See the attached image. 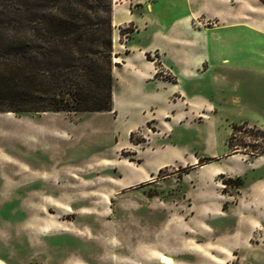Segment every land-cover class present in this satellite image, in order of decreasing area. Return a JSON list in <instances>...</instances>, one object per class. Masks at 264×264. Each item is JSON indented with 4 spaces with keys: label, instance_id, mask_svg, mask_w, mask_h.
I'll use <instances>...</instances> for the list:
<instances>
[{
    "label": "rangeland",
    "instance_id": "rangeland-1",
    "mask_svg": "<svg viewBox=\"0 0 264 264\" xmlns=\"http://www.w3.org/2000/svg\"><path fill=\"white\" fill-rule=\"evenodd\" d=\"M136 2L111 0L113 53H122L132 36L125 19ZM233 2L214 6L226 12ZM237 3L260 16L258 1ZM138 13L153 19L159 11ZM197 18L205 25L214 19ZM151 40V27L135 36L143 44ZM157 76L171 77L159 68ZM224 76L246 80L242 73ZM114 85L121 101L138 98L121 79ZM223 108L209 122L181 119L171 132L165 119L142 123L148 111L135 108L127 118L113 109L0 112V264H264V199L246 194L264 170L246 164L264 154V134L247 125L228 146L229 124L244 122L226 118L243 116L246 108ZM136 122L142 126L127 134ZM242 146L253 152L234 157V147ZM224 148L227 160L241 164L238 174H216L214 154ZM191 156L209 159L182 161ZM163 162L168 165L156 170Z\"/></svg>",
    "mask_w": 264,
    "mask_h": 264
},
{
    "label": "crops",
    "instance_id": "crops-1",
    "mask_svg": "<svg viewBox=\"0 0 264 264\" xmlns=\"http://www.w3.org/2000/svg\"><path fill=\"white\" fill-rule=\"evenodd\" d=\"M136 1L137 10L125 19L126 23L133 24L132 36L122 53L114 52L116 56H113L116 65L112 68V109L115 113L127 118L131 108L142 115L148 111L142 123L150 118L165 119L171 132L173 126L180 125L181 119L197 118L201 122H209L216 114H225L223 106L237 112L243 106L246 108L243 116L236 114L226 120L243 121L248 126L264 130V6L259 3L260 16H256L237 0H233L231 10L226 12L214 6L215 3L217 6L225 5L226 0H205L207 7L204 10L200 7L202 0ZM152 9L159 11L157 17H136L137 11L140 15L144 10ZM199 16L205 21L209 17L214 19L205 25L197 18ZM149 27L153 40L144 44L135 41L140 29ZM152 53L156 54L154 59H148L146 54ZM158 68L171 79L157 76ZM227 73L235 76L242 73L246 80L243 82L236 76L232 81L225 82L224 74ZM120 79L122 83L129 84L128 88L138 98L126 96L121 101L116 96L114 84ZM256 84H259L261 92ZM255 97L259 99L254 100ZM141 122L129 125L127 134L142 126ZM230 124L227 135L231 132ZM226 152L224 148L214 154L220 158L216 162V174H238L241 164L227 160ZM233 156L248 157V154L238 152ZM257 159H264V154L247 161L248 169L264 166V162L259 163ZM197 160L196 156L182 159L191 166ZM240 160L245 165L244 160ZM165 165H168L167 162L155 169ZM261 174L246 190L252 199H264V170ZM221 238L216 237V242H220Z\"/></svg>",
    "mask_w": 264,
    "mask_h": 264
},
{
    "label": "trees",
    "instance_id": "trees-1",
    "mask_svg": "<svg viewBox=\"0 0 264 264\" xmlns=\"http://www.w3.org/2000/svg\"><path fill=\"white\" fill-rule=\"evenodd\" d=\"M111 32V0H0V112L110 111ZM246 126L231 125L228 146Z\"/></svg>",
    "mask_w": 264,
    "mask_h": 264
},
{
    "label": "bare ground",
    "instance_id": "bare-ground-1",
    "mask_svg": "<svg viewBox=\"0 0 264 264\" xmlns=\"http://www.w3.org/2000/svg\"><path fill=\"white\" fill-rule=\"evenodd\" d=\"M160 261L162 263H167L169 261L168 257L166 255H161L160 256Z\"/></svg>",
    "mask_w": 264,
    "mask_h": 264
}]
</instances>
